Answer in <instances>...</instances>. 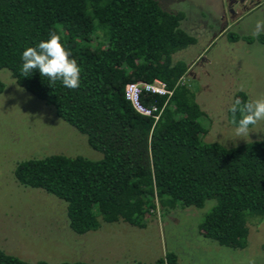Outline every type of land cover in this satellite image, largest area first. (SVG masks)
Returning a JSON list of instances; mask_svg holds the SVG:
<instances>
[{"label":"trees","instance_id":"trees-1","mask_svg":"<svg viewBox=\"0 0 264 264\" xmlns=\"http://www.w3.org/2000/svg\"><path fill=\"white\" fill-rule=\"evenodd\" d=\"M184 18L156 0H0V70L102 155L97 161L31 158L13 170L20 186L65 204L75 235L95 232L102 222L144 228L156 203L166 210L201 209L214 201L198 225L201 236L222 247L245 248L249 220H264V140L234 147L203 140L204 112L182 81L188 66L173 60L196 43L180 27ZM53 30L82 70L78 89L59 82L52 89L38 70L27 78L20 74L23 51L47 40ZM228 40L264 46V34L258 39L229 34ZM155 79L171 95L143 91L139 100L157 108L158 120L137 113L125 98L126 85ZM237 98L250 100L244 93ZM231 118L228 109L232 125ZM0 264L92 263L31 262L0 248ZM151 264H177V257L167 252Z\"/></svg>","mask_w":264,"mask_h":264},{"label":"rangeland","instance_id":"rangeland-1","mask_svg":"<svg viewBox=\"0 0 264 264\" xmlns=\"http://www.w3.org/2000/svg\"><path fill=\"white\" fill-rule=\"evenodd\" d=\"M156 1L168 12L184 14L180 27L196 39L173 60L188 66L182 81L204 112L203 140L224 147L264 140V121L251 127L248 137L237 138L227 119L238 93L250 100L264 96V46L228 40L229 34L252 36L255 22L264 19V0L257 6L255 0L246 2V8L234 0ZM0 81V248L6 253L31 262L151 264L172 252L177 264H264V220H249L245 248L222 247L201 236L198 225L214 201L201 209L166 210L156 203L144 228L102 222L95 232L75 235L65 204L42 190L20 186L13 170L31 158L63 155L97 161L102 155L56 118L50 106L18 87L7 70H0Z\"/></svg>","mask_w":264,"mask_h":264},{"label":"clouds","instance_id":"clouds-1","mask_svg":"<svg viewBox=\"0 0 264 264\" xmlns=\"http://www.w3.org/2000/svg\"><path fill=\"white\" fill-rule=\"evenodd\" d=\"M252 36L259 38L264 34V19H258L252 30ZM61 42V37L54 30L48 34V39L40 41L34 47L26 48L20 59L22 65L20 74L27 78L34 70H38L41 77L47 78L52 89L59 82L69 90L80 87L81 68L76 59ZM234 135L237 138L248 137L250 127L264 121V96L254 100L243 101L235 99L229 108Z\"/></svg>","mask_w":264,"mask_h":264},{"label":"built area","instance_id":"built-area-1","mask_svg":"<svg viewBox=\"0 0 264 264\" xmlns=\"http://www.w3.org/2000/svg\"><path fill=\"white\" fill-rule=\"evenodd\" d=\"M143 91L159 96H170L171 92L166 89L163 82L157 79L151 83L137 82L128 84L125 87V98L131 103L133 109L143 116L153 117L158 120L159 114H155L158 111L155 106L147 108L140 103L139 96Z\"/></svg>","mask_w":264,"mask_h":264},{"label":"flooded vegetation","instance_id":"flooded-vegetation-1","mask_svg":"<svg viewBox=\"0 0 264 264\" xmlns=\"http://www.w3.org/2000/svg\"><path fill=\"white\" fill-rule=\"evenodd\" d=\"M233 2H236V4H241V6L243 8H246V6L244 4H246V2H248V3L253 2V0H243V1H241V0H234ZM254 4H255V2H254Z\"/></svg>","mask_w":264,"mask_h":264},{"label":"crops","instance_id":"crops-1","mask_svg":"<svg viewBox=\"0 0 264 264\" xmlns=\"http://www.w3.org/2000/svg\"><path fill=\"white\" fill-rule=\"evenodd\" d=\"M260 4V0H255V6L259 5ZM254 6V7H255Z\"/></svg>","mask_w":264,"mask_h":264},{"label":"water","instance_id":"water-1","mask_svg":"<svg viewBox=\"0 0 264 264\" xmlns=\"http://www.w3.org/2000/svg\"><path fill=\"white\" fill-rule=\"evenodd\" d=\"M241 1H243V0H241Z\"/></svg>","mask_w":264,"mask_h":264}]
</instances>
